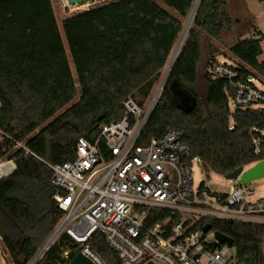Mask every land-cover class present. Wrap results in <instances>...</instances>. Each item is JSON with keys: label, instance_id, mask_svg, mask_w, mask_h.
Returning a JSON list of instances; mask_svg holds the SVG:
<instances>
[{"label": "trees", "instance_id": "trees-1", "mask_svg": "<svg viewBox=\"0 0 264 264\" xmlns=\"http://www.w3.org/2000/svg\"><path fill=\"white\" fill-rule=\"evenodd\" d=\"M159 1L177 16L155 0H114L65 19L62 27L75 80L51 1L0 0V130L26 142L39 157H24L6 138L0 142V159H17L14 174L0 182V238L15 264H31L62 217L48 164L74 161L81 138L94 142L101 126L124 118L125 100L141 105L149 100L183 33L184 20L199 0ZM226 8V0H200L143 133L150 141L168 129L183 130L208 177L211 172L226 177L264 160V110L238 108L231 113L228 82L208 72L215 52L208 55L203 75L208 85L204 102L197 93L202 35L220 39L231 30ZM254 34L230 49L242 63L244 77L251 76L250 69L264 76V62L259 61L263 51ZM77 85L80 99L71 105ZM182 99L191 100L195 108L181 110ZM200 188L204 191L205 184ZM203 223L233 239L239 264H264L263 224ZM92 247L107 264H120L103 234L94 235ZM76 248L77 243L62 235L38 264H66L64 251L72 257Z\"/></svg>", "mask_w": 264, "mask_h": 264}, {"label": "built area", "instance_id": "built-area-1", "mask_svg": "<svg viewBox=\"0 0 264 264\" xmlns=\"http://www.w3.org/2000/svg\"><path fill=\"white\" fill-rule=\"evenodd\" d=\"M259 2L264 9V0ZM253 39L263 50L264 32L258 30ZM173 64L166 67L147 105L125 100L124 118L101 126L94 142L81 138L74 161L48 164L56 189L53 199L62 217L31 264H38L62 235L78 244L72 257L71 251H64L66 264H72L78 253L93 264H107L92 247L97 233L105 236L120 264H239L237 249L221 244L213 228L204 233L209 223H200L212 219L264 225V198L249 201L254 190L251 184L240 183L239 177L231 180L237 182L232 193L206 199L200 187L195 190L194 164L201 168V161L193 156L183 130L171 128L158 138L143 139ZM208 72L228 82L229 107L264 110V90L259 88L264 89V76L250 69L251 76L244 77L241 64L217 59ZM4 138L14 151L39 159L26 142L0 130V142ZM16 162L12 157L0 159V182L14 174ZM212 243L217 244L214 252Z\"/></svg>", "mask_w": 264, "mask_h": 264}, {"label": "rangeland", "instance_id": "rangeland-1", "mask_svg": "<svg viewBox=\"0 0 264 264\" xmlns=\"http://www.w3.org/2000/svg\"><path fill=\"white\" fill-rule=\"evenodd\" d=\"M50 1L52 4V8H53L56 20L60 26L61 35H62L64 44L67 50L69 62L72 66L73 77L75 78V80H77V76L75 73V69L73 67L69 47H68V44H67V41L64 35L62 23L65 19L71 16L83 13L85 11H88L90 9H93L101 5L108 4L114 0H94V2L92 4H89L90 6H88L85 10H80V11L79 10L73 11L75 6H70L67 3V0H50ZM155 1L158 4H160L165 10H167L170 14L177 16V13L175 11H173L172 9L164 5L162 2H160L159 0H155ZM226 1H227L226 13L229 15V17L231 18L233 22L231 30L224 31L220 39H215L213 37H209L204 34L202 35L203 46H202V56H201V60L199 63L198 73L200 75V80L198 82L197 93H198L200 101H203V102L206 99V92L208 89L207 82L203 78L206 65H207L208 55L211 52H215L216 54L215 57L217 61L232 64L233 61H235V56H233L232 53L230 52L231 47L237 44L241 40L249 39L254 34L255 30L264 32V16L262 15V13H264V9H263V6L260 4L259 0H226ZM258 14L260 15L259 20L256 19V16ZM189 17L184 20L183 32L185 31V27H186ZM190 26L187 29V33H188ZM187 33L180 46V49L178 50V55L185 42ZM181 36H180V39H181ZM180 39L177 42V45L175 46L166 67L170 65L172 61V57L180 43ZM262 51H263L262 55L259 57L260 62H264V49ZM166 67L164 68L162 72L163 76L165 74ZM161 80L162 79H160V83H161ZM160 83H158L157 86L154 88L149 100L145 103V105H147L150 102L151 98L155 95ZM259 88L264 90L261 86H259ZM77 94L78 95L76 97V100L73 101L71 105L75 104L80 99V89L78 85H77ZM71 105H69L67 108H69ZM230 111L231 113L234 112V108L232 107V105L230 106ZM193 179H194V187L196 191L198 190V188L201 186L202 183L205 184L206 189L204 190L203 196L206 199H209L211 195L230 194L232 193V191L234 190L237 184L236 181L227 180L226 177L217 175L213 172H211L208 177L206 173L202 171L200 166H198L197 163L194 164ZM251 189L254 190V193L252 196L248 198L249 201L254 202L259 199L264 198V178L252 181ZM263 252H264V245H263ZM0 258L1 260L4 261L3 262L4 264H15L11 260L9 255L5 252L1 241H0Z\"/></svg>", "mask_w": 264, "mask_h": 264}, {"label": "water", "instance_id": "water-1", "mask_svg": "<svg viewBox=\"0 0 264 264\" xmlns=\"http://www.w3.org/2000/svg\"><path fill=\"white\" fill-rule=\"evenodd\" d=\"M93 2H94V0H67V3L70 6H83L86 4H92ZM192 13H193V10L191 12V15H190L188 21H187L185 31L183 32L180 41L183 39V37L185 38L186 33H187V27L189 26V23H191L194 19L195 14L193 17H191ZM191 18H192V21H191ZM181 101H182L181 105L179 106V108L181 110H183L185 112H191L195 108V106L192 104L191 100L182 99ZM238 178H239V182L244 184V185H250L252 181L264 178V160L258 162L255 165H249L247 167L239 168L238 170H236L233 173L226 176L227 180H237ZM212 228H213V226L211 224H207L204 226L203 232L208 233ZM216 238L221 244H228L229 247L234 246L233 239H231L230 237H228V236H226L220 232H216ZM0 241H2L1 238H0ZM210 247H211V251L214 252L217 248V244L212 243L210 245ZM3 262L4 261L1 260V258H0V264H4ZM72 264H93V263L88 258L83 256L81 253H78L73 258ZM149 264H152V263H149Z\"/></svg>", "mask_w": 264, "mask_h": 264}, {"label": "bare ground", "instance_id": "bare-ground-1", "mask_svg": "<svg viewBox=\"0 0 264 264\" xmlns=\"http://www.w3.org/2000/svg\"><path fill=\"white\" fill-rule=\"evenodd\" d=\"M199 4H200V0H199L198 3L196 4L195 8L193 9V13H192V16H191V17H193L194 14L196 13V11H197V9H198V7H199ZM88 6H90V5H89V4H86V5H83V6H75L74 9H73V11H74V10H79V11H80V10H85ZM191 21H192V18H191ZM190 24H191V23H189V26H190ZM189 26H188V27H189ZM188 27H187V29H188ZM183 40H184V37H183V39L180 41V43H179V45H178V47H177V50L175 51V53H174V55H173V57H172L171 64H173V63L175 62V59H176V57H177V55H178V50L180 49V46H181Z\"/></svg>", "mask_w": 264, "mask_h": 264}, {"label": "crops", "instance_id": "crops-1", "mask_svg": "<svg viewBox=\"0 0 264 264\" xmlns=\"http://www.w3.org/2000/svg\"><path fill=\"white\" fill-rule=\"evenodd\" d=\"M235 61L242 65V63L235 57Z\"/></svg>", "mask_w": 264, "mask_h": 264}]
</instances>
